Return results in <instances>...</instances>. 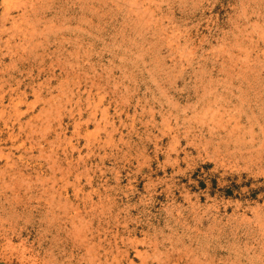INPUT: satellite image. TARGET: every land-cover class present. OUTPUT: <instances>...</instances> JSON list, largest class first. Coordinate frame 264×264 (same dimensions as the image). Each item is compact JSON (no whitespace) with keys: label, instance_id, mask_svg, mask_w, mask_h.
I'll return each mask as SVG.
<instances>
[{"label":"rangeland","instance_id":"rangeland-1","mask_svg":"<svg viewBox=\"0 0 264 264\" xmlns=\"http://www.w3.org/2000/svg\"><path fill=\"white\" fill-rule=\"evenodd\" d=\"M0 264H264V0H0Z\"/></svg>","mask_w":264,"mask_h":264},{"label":"bare ground","instance_id":"bare-ground-1","mask_svg":"<svg viewBox=\"0 0 264 264\" xmlns=\"http://www.w3.org/2000/svg\"><path fill=\"white\" fill-rule=\"evenodd\" d=\"M139 253V252H138Z\"/></svg>","mask_w":264,"mask_h":264}]
</instances>
